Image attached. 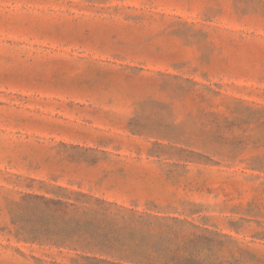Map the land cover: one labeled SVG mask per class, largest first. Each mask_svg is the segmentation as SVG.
<instances>
[{
	"label": "rangeland",
	"instance_id": "1",
	"mask_svg": "<svg viewBox=\"0 0 264 264\" xmlns=\"http://www.w3.org/2000/svg\"><path fill=\"white\" fill-rule=\"evenodd\" d=\"M58 187L264 259V0H0V264H70L25 239Z\"/></svg>",
	"mask_w": 264,
	"mask_h": 264
},
{
	"label": "trees",
	"instance_id": "2",
	"mask_svg": "<svg viewBox=\"0 0 264 264\" xmlns=\"http://www.w3.org/2000/svg\"><path fill=\"white\" fill-rule=\"evenodd\" d=\"M26 194L38 219L25 239L68 252L70 264H264L257 252L218 254L231 236L84 191ZM264 238V231L256 234ZM218 247V248H217ZM247 258L249 261H247Z\"/></svg>",
	"mask_w": 264,
	"mask_h": 264
}]
</instances>
